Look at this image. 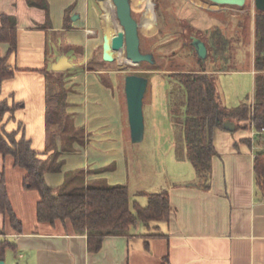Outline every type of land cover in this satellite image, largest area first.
<instances>
[{"label": "crops", "instance_id": "obj_1", "mask_svg": "<svg viewBox=\"0 0 264 264\" xmlns=\"http://www.w3.org/2000/svg\"><path fill=\"white\" fill-rule=\"evenodd\" d=\"M45 2L47 13L29 0H0V26L3 17L11 18L16 32V50L7 59L15 73L3 82L0 99L19 104L12 117L5 116V129L15 131L20 123L32 148L45 149L43 71L51 72V64L66 55L73 69L80 70L67 85V110L76 114V124L90 138L82 149L62 156L61 173L46 175V182L53 189L60 187L66 171L82 169L87 171L83 185L89 181L127 185L131 198L135 190L122 157L125 139L130 138L124 84L117 81L118 71L104 65L89 70L83 65L97 44L88 0ZM99 4L107 28L104 34L113 37L105 19L107 0ZM52 41L61 48L52 51ZM250 43L253 50L252 34ZM7 51L8 45L0 44L1 56ZM112 55L120 65L126 64L122 50ZM242 73L251 75L253 82L252 68ZM241 124L245 128L211 131L215 154L208 188L187 182L168 188L169 220L154 229L160 237H145L153 227L137 223L128 236L105 237L96 253L87 251L85 235H76L60 223L37 221V193L23 186L24 171L0 154V178H4L11 207L21 222V231L16 232L0 213V228L15 245L7 251L4 264H264V199L259 201L255 194L256 148L247 142L254 129L248 122ZM109 166L115 168L103 172Z\"/></svg>", "mask_w": 264, "mask_h": 264}, {"label": "trees", "instance_id": "obj_2", "mask_svg": "<svg viewBox=\"0 0 264 264\" xmlns=\"http://www.w3.org/2000/svg\"><path fill=\"white\" fill-rule=\"evenodd\" d=\"M145 1L138 0L137 4ZM29 3L39 5L47 13L45 0H29ZM105 19L113 36L122 31L115 20L114 5L111 0H107ZM248 27L252 29L253 44L252 100L250 103L241 102L233 108H226L219 101L215 75L220 72H238L221 66L220 61L228 60L234 52V43L240 40V34H247ZM203 38L205 40H202ZM201 40L208 46L214 63L212 69H207L206 61L202 62L196 57L197 69L166 73L170 87L171 119L181 133L183 157L193 165L197 177L194 182L187 185L199 188L209 187L211 159L215 154L211 131L214 128L225 130L223 123L227 120L235 122V129L245 128L241 123L248 122L249 126L257 132L247 142L256 148L253 162L254 186L256 196L259 197V201H262L264 199V134L261 133L262 130L264 131V11L255 8L251 22H249L248 14L243 15L233 35L228 36L222 30L213 27L203 32ZM0 44L8 45L6 56L0 54L1 93L3 82L11 79L15 73V69L7 64L8 57L16 50V32L11 18H2ZM187 46L196 56L193 47L190 44ZM125 62L129 63L126 59ZM43 73L45 77L44 124L47 142L42 152L32 148L31 141L24 136L20 123L15 131L10 132L5 129V116L12 117L19 104L0 99V154L9 156L13 165L24 171L23 186L37 193V221L50 225L60 223L76 235H85L87 251L90 253L98 252L103 239L107 236H128L130 228L137 223L148 229L153 227V231L145 237H160L161 234L154 231L158 229L155 225L168 221L171 212L167 190L152 193L140 191L139 194L146 197V205L141 206L137 201H130L127 185L88 184L73 191L64 189L65 192L56 193L47 184L46 175L62 171L63 145L68 143L71 146L77 142V138L60 137L67 129L69 117L68 88L64 73L54 71H43ZM150 73L142 76L146 77V74ZM125 76L122 78L123 84ZM174 94H180L182 100L176 103L178 109L172 110V105L175 106V103L171 96ZM206 128L209 131L208 140ZM68 183L69 179L66 177L62 186ZM0 213L14 231H21V222L11 207L2 176L0 178ZM14 248L15 245L0 228V260H4L7 251Z\"/></svg>", "mask_w": 264, "mask_h": 264}, {"label": "rangeland", "instance_id": "obj_3", "mask_svg": "<svg viewBox=\"0 0 264 264\" xmlns=\"http://www.w3.org/2000/svg\"><path fill=\"white\" fill-rule=\"evenodd\" d=\"M137 1L129 0V4L131 16L138 24L139 49L143 54H151L152 61L141 62L138 65H120V60L114 59L112 63H103L101 61V42L104 29L107 32V28H104L106 24L103 11L99 2L88 0L89 9L94 15L92 20V30L94 31H89L94 33L97 44L93 46L89 60L84 61L83 65L89 70L104 65L107 69L118 71V83H122L124 75L142 76L151 72L146 74L148 85L143 98L144 133L142 140L133 144L131 139L126 137V146L122 153L129 184L135 190L130 201H137L141 206H145L146 197L139 194V191L152 193L168 190L177 182L190 183L197 178L193 165L183 157L184 148L181 133L171 119L170 87L166 73L197 69V58L187 46L190 44L191 38L201 39L203 32L213 27H217L228 36L233 35L237 31V23L243 15L248 14L249 22H251L255 7L254 0H245L242 7L216 5L207 0H146L144 3L138 2V4ZM114 13H116L115 7ZM115 20L119 25L116 14ZM246 30L247 34H240V40L234 43V52L228 60L220 61L221 66L238 72H220L215 75L216 92L221 105L226 108H233L241 102L250 103L252 100V76L242 73V71L252 68L253 58L250 43L252 29L248 27ZM108 35L111 39V35L109 33ZM60 44L62 43L60 42ZM59 48L61 47L52 41V51H57ZM61 50L68 52L63 48ZM114 53L117 55V52ZM56 54L54 55L56 56ZM205 61L207 69H212L214 63L209 50ZM71 69L73 67L62 72L66 78L67 88L68 83H71L80 71ZM171 97L176 106L172 105V110L178 109L176 103L182 100L181 95L174 94ZM75 116V113L69 112L67 129L62 132L60 137L65 139L66 137L68 139L76 137L77 142L71 146L68 143V145H63L62 156H69L82 149L90 138L85 133L83 126L76 124ZM115 166L106 167L103 172L111 171ZM85 172L87 171L83 172L82 169L66 171L64 180L67 177L69 183L62 187H55L54 191L58 193L65 192L64 189L73 191L80 188L86 177ZM88 184L107 185L104 181H89Z\"/></svg>", "mask_w": 264, "mask_h": 264}, {"label": "water", "instance_id": "obj_4", "mask_svg": "<svg viewBox=\"0 0 264 264\" xmlns=\"http://www.w3.org/2000/svg\"><path fill=\"white\" fill-rule=\"evenodd\" d=\"M97 2L103 0H96ZM216 5H229L242 7L245 0H207ZM116 18L122 31L118 32L111 39L104 34L102 37L101 58L104 62H114L112 52L123 50L126 59L130 65H138L141 62H151V54H143L139 49L138 24L131 16L129 0H112ZM254 7L257 10L264 11V0H254ZM190 45L193 47L196 57L202 62L207 57V47L205 43L196 37L191 38ZM73 65L68 61L66 55L59 56L56 62L51 64V70L54 72H64L72 68ZM148 85L146 77L129 74L124 78V95L126 101V112L129 126L130 139L133 144L142 140L144 133L143 120V98ZM223 127L227 131L234 130V124L231 121H225ZM206 139H209V131L206 128ZM0 264H4L0 260Z\"/></svg>", "mask_w": 264, "mask_h": 264}, {"label": "built area", "instance_id": "obj_5", "mask_svg": "<svg viewBox=\"0 0 264 264\" xmlns=\"http://www.w3.org/2000/svg\"><path fill=\"white\" fill-rule=\"evenodd\" d=\"M257 132H255V130L253 131V136L256 134ZM262 134H264V131H261Z\"/></svg>", "mask_w": 264, "mask_h": 264}, {"label": "bare ground", "instance_id": "obj_6", "mask_svg": "<svg viewBox=\"0 0 264 264\" xmlns=\"http://www.w3.org/2000/svg\"><path fill=\"white\" fill-rule=\"evenodd\" d=\"M112 1V0H111ZM112 4H113V2H112ZM114 5V4H113ZM116 14V13H115ZM121 27V26H120ZM127 61H129L128 59H127Z\"/></svg>", "mask_w": 264, "mask_h": 264}]
</instances>
